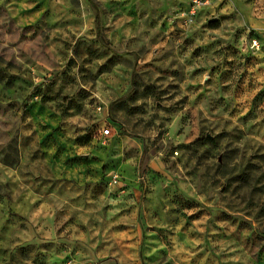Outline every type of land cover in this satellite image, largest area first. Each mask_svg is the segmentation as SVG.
I'll return each mask as SVG.
<instances>
[{
    "label": "rangeland",
    "instance_id": "rangeland-1",
    "mask_svg": "<svg viewBox=\"0 0 264 264\" xmlns=\"http://www.w3.org/2000/svg\"><path fill=\"white\" fill-rule=\"evenodd\" d=\"M205 1L0 0V264H264V0Z\"/></svg>",
    "mask_w": 264,
    "mask_h": 264
},
{
    "label": "built area",
    "instance_id": "built-area-1",
    "mask_svg": "<svg viewBox=\"0 0 264 264\" xmlns=\"http://www.w3.org/2000/svg\"><path fill=\"white\" fill-rule=\"evenodd\" d=\"M187 4V13L186 16L188 15L187 21L188 20H192L194 18V16L196 15V11L199 7H202L203 5L206 4L205 0H184ZM250 47L251 49H258L259 48V43L256 39H252L250 42ZM110 130L108 128H105L103 130H101V135L102 136H107L109 135ZM118 181L116 180H112L111 185L112 186H116Z\"/></svg>",
    "mask_w": 264,
    "mask_h": 264
}]
</instances>
